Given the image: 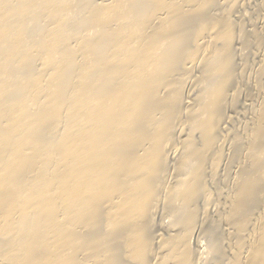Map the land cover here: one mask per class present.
I'll list each match as a JSON object with an SVG mask.
<instances>
[{
    "label": "bare ground",
    "instance_id": "1",
    "mask_svg": "<svg viewBox=\"0 0 264 264\" xmlns=\"http://www.w3.org/2000/svg\"><path fill=\"white\" fill-rule=\"evenodd\" d=\"M244 1L0 0V264H264Z\"/></svg>",
    "mask_w": 264,
    "mask_h": 264
},
{
    "label": "rangeland",
    "instance_id": "2",
    "mask_svg": "<svg viewBox=\"0 0 264 264\" xmlns=\"http://www.w3.org/2000/svg\"><path fill=\"white\" fill-rule=\"evenodd\" d=\"M244 3H245V5H244ZM262 3H263L262 0L261 1L260 0H246V1L243 2V5H242L243 6V10H241L240 8H242V7H240L237 10L233 11L231 13L232 14L231 18L234 19L237 23L241 24L242 26L244 25L243 27H244L245 30H247V31L248 30L251 31V29L252 30H255V31L257 30L256 32H258V34L264 35V29L260 25L257 24L258 20L260 21V19H261L260 18L261 15L264 13L263 11H261L262 9H264V7L263 8L261 7L262 6ZM260 11L262 12V14H261ZM250 36L251 35H249V37ZM248 40H253V37L251 36L250 38H248ZM252 44H253V41H252V43H250L249 47L245 51V57H244V59L247 62V63H245L246 67L250 63L249 64L250 65V68H249V65H248V68L245 67L246 70L244 72V75H246V76L253 74V70H254V68L256 66V65L254 66L253 64H256L257 61H258V57H257L258 56V53H257V50L255 49L256 46L254 44L253 45ZM236 58H237L236 60L239 59L238 56ZM238 64H239V60H238L237 65ZM252 67H254V68H252ZM250 69L252 70V72L248 71ZM246 71L247 72H250V73H247ZM235 81H238V79L236 80V77L234 78V82ZM237 83L238 82H236V84ZM244 83H245V80H244ZM239 84H240V82L237 85H239ZM187 89H189V87H187ZM240 89H241L240 92L238 91V94H239V99L238 100L240 101L241 105L238 102L237 103L238 104L237 107L239 105L240 106L237 109L232 110L233 113L230 112V111L226 112V113H228V114H226L227 117L228 116L229 117H231V116L233 117L234 115L236 116V117H233L234 118V121H232L230 124H228V128L231 131L234 130V128H235L236 125H239L240 123L242 124L243 121H244V119H245V117H246V115H247V113H245L246 112L245 109H243L244 107L242 108V106H244L245 105V102H246V98L244 97L245 94L247 95V93H250L251 91H250V88L248 87V85L246 87L245 84H243L240 87ZM190 91L192 92L191 88L189 89L188 92H190ZM232 117H231V119H232ZM206 208L207 209H203V214L206 213L205 214L206 215V219L203 222H202L201 218H199V220H198V224L200 226H204V223H206L208 221H212V220L215 221L216 218L218 217L217 213L212 208V204H209ZM154 218H155V225H156L155 232H161V230H162L161 229V223L164 222L166 219L162 217V214H161L160 211H157L156 212ZM208 225L209 224H207V226ZM192 240H193V248H194V250L197 251L198 253L202 252V250H204V248H203L204 247V242H203L204 240L202 239V236H201L200 232H198L197 230L194 231L193 232V235H192Z\"/></svg>",
    "mask_w": 264,
    "mask_h": 264
}]
</instances>
